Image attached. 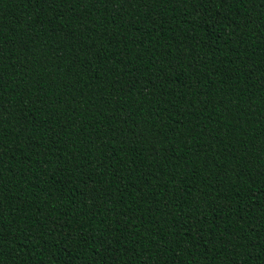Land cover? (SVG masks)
Masks as SVG:
<instances>
[{"label":"trees","instance_id":"16d2710c","mask_svg":"<svg viewBox=\"0 0 264 264\" xmlns=\"http://www.w3.org/2000/svg\"><path fill=\"white\" fill-rule=\"evenodd\" d=\"M264 0H0V264H264Z\"/></svg>","mask_w":264,"mask_h":264},{"label":"snow or ice","instance_id":"6c2138e0","mask_svg":"<svg viewBox=\"0 0 264 264\" xmlns=\"http://www.w3.org/2000/svg\"><path fill=\"white\" fill-rule=\"evenodd\" d=\"M262 6H264V4H262Z\"/></svg>","mask_w":264,"mask_h":264}]
</instances>
